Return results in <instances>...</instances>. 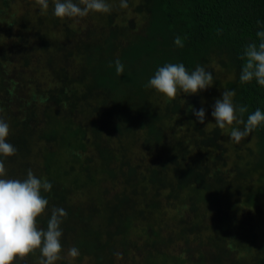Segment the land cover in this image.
Returning a JSON list of instances; mask_svg holds the SVG:
<instances>
[{
  "label": "trees",
  "instance_id": "16d2710c",
  "mask_svg": "<svg viewBox=\"0 0 264 264\" xmlns=\"http://www.w3.org/2000/svg\"><path fill=\"white\" fill-rule=\"evenodd\" d=\"M127 3L109 13L59 19L53 0L47 10L35 0H0V118L17 149L0 157L7 173L0 178L24 179L31 169L52 184L41 192L49 204L38 228L46 229L53 207L67 212L65 233L71 222L87 218L88 229L73 227L77 237L62 233L60 241L62 253L79 249L78 264L85 258L112 264L113 241L138 225L162 248L207 232L208 241L227 247L214 257L220 264L237 249L243 264H264V124L237 144L230 132L243 125L226 127L227 139L211 115L225 90L235 91V105L247 107L245 121L258 108L264 112V88L239 80L240 57L264 28V0ZM132 9L137 23L125 18ZM177 36L183 47L175 45ZM169 63H183L189 73L202 66L212 72L213 85L195 95L178 91L166 102L145 85ZM189 106L205 109L204 124ZM252 137L253 146L246 142ZM139 145L153 154L152 164L135 161ZM87 195L91 203L75 201ZM164 198L180 201L174 224L166 220ZM39 260L37 250L17 264ZM77 263L66 256L56 262Z\"/></svg>",
  "mask_w": 264,
  "mask_h": 264
},
{
  "label": "clouds",
  "instance_id": "9594fccd",
  "mask_svg": "<svg viewBox=\"0 0 264 264\" xmlns=\"http://www.w3.org/2000/svg\"><path fill=\"white\" fill-rule=\"evenodd\" d=\"M42 9L49 8V0H35ZM120 7L127 8V0H120ZM111 6L106 0H53V15L59 19L83 18L90 12L109 13ZM258 25L260 24L257 21ZM258 43H249L240 57L244 61L239 80L242 84L255 81L264 88V28L256 32ZM178 47H183L182 39L177 36L174 41ZM117 75L124 72V65L119 59L115 61ZM213 85V74L202 66H197L188 72L183 63H169L159 67L154 76L145 85L161 94L166 102H171L178 91L186 95H195ZM234 90L222 92V99L215 101L211 115L219 129L232 126L234 122L243 125L242 129L232 128L230 138L239 144L242 139L254 132L257 127L264 124V112L259 108L248 115H243L247 107L235 105ZM199 123L205 122V109L195 110L189 106ZM239 114V118H238ZM9 124L0 118V157L8 158L16 154L17 149L7 142ZM4 159H0V177H6ZM52 184L47 180L37 178L31 169L27 171L26 178H0V264H17L24 261L37 250L40 254L39 264H56L64 259L61 255L62 229L61 224L67 212L63 208L53 207L46 229L38 228L37 218L45 213L49 204L48 199L41 192H50ZM118 258L121 253L115 254ZM80 256L75 246L68 249L67 257L74 260Z\"/></svg>",
  "mask_w": 264,
  "mask_h": 264
},
{
  "label": "rangeland",
  "instance_id": "374dc122",
  "mask_svg": "<svg viewBox=\"0 0 264 264\" xmlns=\"http://www.w3.org/2000/svg\"><path fill=\"white\" fill-rule=\"evenodd\" d=\"M106 3H108L111 7L114 5H120V0H107ZM17 10H20L19 7L16 8ZM123 10V9H122ZM121 10V13L127 14V12H124ZM126 19H134L137 22H139V16H137L133 9L131 12H128V14L125 16ZM77 19V18H76ZM79 19V18H78ZM79 23V22H78ZM85 25V24H82ZM82 34V32H80ZM83 35V34H82ZM37 48L40 47V43L35 45ZM224 129V135L225 137H229V131ZM247 143L250 145H254L255 141L254 138H246ZM140 149H143L141 145H139L136 149L137 154L134 159L136 162L139 163H145L148 165V161L150 159L151 164L153 162L154 156L149 151H142ZM163 152V150H161ZM144 166H141V168ZM120 184H118V189L120 188ZM81 194V193H80ZM88 195L85 197L79 196L75 201H83V203H91L89 199H87ZM85 201V202H84ZM163 207L167 208L166 212L169 216L168 219H166L169 222H172L174 224L175 218H177V213L179 212L178 204L180 201H172V199L168 200L167 198H164L163 200ZM165 215V214H164ZM239 219H242V223L246 224L249 221L244 218V213L242 211H238ZM90 216L94 217V219L97 221L99 218V213L95 210L90 211ZM89 217V216H88ZM187 217V216H186ZM185 217V218H186ZM207 222H210L208 219ZM93 228H98V225L93 221ZM171 224V225H172ZM88 221L83 219L79 223H70V228L67 231V233L62 230V233L69 237H77V232L73 231L74 228H79L85 230L88 229ZM64 226V225H63ZM85 226V227H84ZM179 227V224H178ZM181 227V226H180ZM73 229V230H72ZM169 231V230H168ZM171 232L175 231V228L170 230ZM163 234H168L166 231H163ZM207 232L205 233H197L196 236H190L188 239L185 238H176L173 240L172 243L164 246L163 248L160 246L155 245V238L156 236L152 233H148L145 228L142 225L134 226L131 229L126 231L122 236H117L115 241L112 243V247L114 248L113 254H111L112 258L115 259L112 264H160V263H170L174 262L175 260H181L184 259L186 263L188 264H220L219 262L214 260V257H216L217 253L220 252V250L226 249L227 247H223L219 245L221 242L216 241L214 239H209V241L206 239ZM214 249H210V246ZM217 246V247H216ZM66 250L65 253H61L63 257H67ZM119 252L122 254L120 258H118L115 254ZM235 253H230L228 261L227 258H225L223 264H243L240 262V260L243 259V251L242 249H237L234 251ZM75 263H77V259L73 260ZM89 259L81 260L80 264H89ZM78 264V263H77Z\"/></svg>",
  "mask_w": 264,
  "mask_h": 264
}]
</instances>
